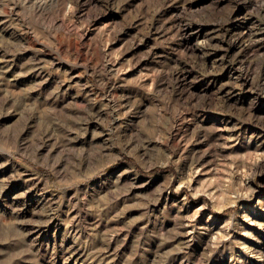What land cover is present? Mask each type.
Wrapping results in <instances>:
<instances>
[{
    "label": "rangeland",
    "instance_id": "obj_1",
    "mask_svg": "<svg viewBox=\"0 0 264 264\" xmlns=\"http://www.w3.org/2000/svg\"><path fill=\"white\" fill-rule=\"evenodd\" d=\"M39 1L0 0V264H264V0Z\"/></svg>",
    "mask_w": 264,
    "mask_h": 264
},
{
    "label": "bare ground",
    "instance_id": "obj_2",
    "mask_svg": "<svg viewBox=\"0 0 264 264\" xmlns=\"http://www.w3.org/2000/svg\"><path fill=\"white\" fill-rule=\"evenodd\" d=\"M25 1H26V0H25ZM28 1H29V0H28ZM31 1H32V0H31ZM34 1H35V0H34ZM41 1H42V0H41ZM41 1H39V2H41ZM54 1H55V0H54ZM57 1H58V0H57ZM57 1H56V3H57ZM59 1H60V4L62 5L64 0H59ZM59 1H58V2H59ZM23 2H24V1H23ZM52 2H53V1H52ZM64 2H65V1H64ZM34 3H35V2H34ZM37 3H38V2H37ZM43 3H45V2L43 1ZM48 3H49V2H48ZM21 4H22V1H21L20 5H21ZM24 4H25V3H24ZM53 4H54V3H53ZM31 5H32V3H31ZM25 6H26V5H25ZM33 6H34V4H33ZM40 6H41V5H40V3H39L37 7H40ZM43 6H45V5H43ZM51 6H52V5H51ZM59 6H60V5H58V7H59ZM22 7H23V6H22ZM61 7L63 8V6H61ZM33 8H34V7H32V9H33ZM46 8H47V7H46ZM49 8H50V7H49ZM49 8H47V9H49ZM27 9H28V6H27ZM27 9H26V10H27ZM30 9H31V8H30ZM40 9H41V8H40ZM47 9H46V10H47ZM54 9H55V8H54ZM22 10H23V9H22ZM57 10H58V9H57ZM60 10H61V9H59V11H60ZM62 10H63V9H62ZM30 11H31V10H30ZM23 12H24V10H23ZM26 12H29V10L26 11ZM45 12H47V11H45ZM53 12H54V11H53ZM60 12H61V11H60ZM32 13H33V12H32ZM32 13H30V15H31ZM43 13H44V12H43ZM56 13H57V12H56ZM51 14H52V13H51ZM57 14H58V13H57ZM57 14H56V15H57ZM27 15H28V14H27ZM27 15H26V16H27ZM33 15H34V14H33ZM33 15H32V16H33ZM36 15H37V14H36ZM38 15H39V13H38ZM42 15H43V14H42ZM46 15H48V14L46 13ZM49 15H50V13H49ZM36 17H37V16H36ZM38 17H39V16H38ZM40 17H41V14H40ZM46 17H47V16H46ZM51 17H52V16H50L49 18H51ZM59 17H60V16H59ZM29 18H30V17H29ZM49 18H48V19H49ZM54 18H55V17H54ZM40 19H41V18H40ZM52 19H53V18H52ZM52 19H51V20H52ZM56 19H58V18L56 17ZM60 21H61V19H60ZM60 21H59V22H60ZM41 22H43V21H41ZM46 22H47V21H46ZM49 22H50V21H49ZM54 22H55V20H54ZM51 23H53V20H52ZM51 23H50V24H51ZM47 24L49 25V23H47ZM53 24H54V23H53ZM58 24H59V23H57V25H58ZM60 24H61V22H60ZM55 25H56V24H55ZM61 25H62V24H61ZM50 26H51V25H50ZM62 26H63V25H62ZM64 27H65V26H64ZM62 28H63V27H62ZM66 29H67V27H66ZM64 30H65V29H64ZM67 30H68V29H67ZM70 33H71V32H70ZM101 53H102V52H101ZM100 57H101V56H100ZM104 57H105V56H104ZM101 58H102V57H101ZM177 116H179V115H177ZM177 116H176V117H177ZM177 118H179V117H177ZM174 119H175V118H174ZM179 121H180V120H179ZM176 124H177V123H176ZM181 124H182V123H181ZM171 125H172V124H171ZM173 127H174V125H173ZM178 127H179V126H178ZM171 128H172V127H171ZM175 128H176V127H175ZM168 129H170V128H168ZM173 129H174V128H173ZM170 130H171V129H170ZM175 133H176V132H175ZM176 134H177V133H176ZM169 136L171 137L170 134H169ZM179 138H180V137H179ZM176 139H177V138H176ZM166 140H168V138H167ZM172 140H173V144L176 145V141H175V139L173 138ZM177 140H178V139H177Z\"/></svg>",
    "mask_w": 264,
    "mask_h": 264
}]
</instances>
